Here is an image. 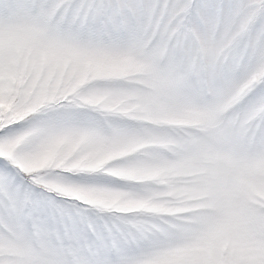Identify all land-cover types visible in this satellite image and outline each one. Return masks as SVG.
Segmentation results:
<instances>
[{"label":"clouds","instance_id":"9594fccd","mask_svg":"<svg viewBox=\"0 0 264 264\" xmlns=\"http://www.w3.org/2000/svg\"><path fill=\"white\" fill-rule=\"evenodd\" d=\"M41 2L45 14L9 24L0 0V129L13 127L24 188L47 215L97 231L69 240L44 223L28 229L33 246L63 264H264V98L241 102L264 81V54L228 71L248 17L215 42H145L112 60L92 53L112 44L98 10L116 0Z\"/></svg>","mask_w":264,"mask_h":264},{"label":"snow or ice","instance_id":"6c2138e0","mask_svg":"<svg viewBox=\"0 0 264 264\" xmlns=\"http://www.w3.org/2000/svg\"><path fill=\"white\" fill-rule=\"evenodd\" d=\"M63 10L61 4L52 12ZM46 11L41 0H10L6 20L11 24ZM98 13L104 18L109 36L114 37L110 47L92 53L101 58H131L143 51L145 42L176 49L186 48L197 40L215 42L235 26L242 25L245 16L251 22L246 28L245 40L229 62V73L243 74L257 55L264 54V0H252L251 4L248 0H116ZM4 23L5 18L0 17V26ZM135 32H143L144 40L124 46L121 40ZM260 98H264V81L246 93L241 102L254 103ZM17 145L13 127L0 129V152L3 153L0 155V264H15L5 257L21 252L30 258V264H63L58 253L43 239L34 247L28 229L41 236L44 223L55 224L59 233L72 240L85 230L95 234L96 226L86 224L83 216L47 215L46 203L34 199L24 188L23 175L17 168L21 160ZM76 264L107 262L79 258Z\"/></svg>","mask_w":264,"mask_h":264},{"label":"rangeland","instance_id":"374dc122","mask_svg":"<svg viewBox=\"0 0 264 264\" xmlns=\"http://www.w3.org/2000/svg\"><path fill=\"white\" fill-rule=\"evenodd\" d=\"M3 153L2 152H0V155H2Z\"/></svg>","mask_w":264,"mask_h":264}]
</instances>
